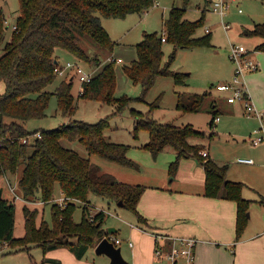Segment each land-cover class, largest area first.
Listing matches in <instances>:
<instances>
[{
    "label": "trees",
    "instance_id": "trees-1",
    "mask_svg": "<svg viewBox=\"0 0 264 264\" xmlns=\"http://www.w3.org/2000/svg\"><path fill=\"white\" fill-rule=\"evenodd\" d=\"M189 1L184 0L182 8L171 9L164 22L163 34H144L137 46V60L124 67L126 76L142 87L143 95L139 98H117L116 62L110 58L116 43L104 28L102 17L124 19L133 13L142 14L154 5V0H19L20 15L0 57V83L4 84V92L0 94V177L19 173L18 190L26 202L50 204L57 188L68 202L63 206L52 204V224L43 219L38 225L39 211L25 206V235L15 238L16 203L4 197L3 189L0 197V251L11 248V253L30 252L32 248H40L48 252L63 248L78 259L84 258L105 236L116 235L102 229L106 216L103 210L91 214L93 205L89 201L90 194L122 202V207L136 215L142 228H150L149 220L138 211L146 188L120 183L90 159L91 156H98L123 167L139 169L128 157L130 146L115 143L104 134L108 126L105 119L95 124L73 120L77 111L72 94L73 79L63 80L53 93L47 88L58 78L59 49L80 63L97 67L102 65V58L109 60L91 81L81 84L79 97L114 105V116L122 115L134 101H144V95L160 76L172 77L177 87L187 86L189 74L170 69L175 50L163 66L162 37L165 35L166 42L172 44L174 49L212 47L211 34L196 37L204 19L192 22L184 18ZM6 30V18L1 11L0 48L5 41ZM244 34L264 39V22L247 28ZM81 43L95 44L99 53L91 54ZM255 51H264V42L257 45ZM53 95L58 100V111L68 117L69 122L56 129L29 131L27 122L46 118ZM206 97L207 93H179L177 108L185 113L198 112ZM157 107L156 102L151 104L147 114L133 109L130 111L135 120V137L141 130L148 132L149 141L142 148L150 151L154 158L167 147L176 151V160L169 169L172 177L177 174L182 159L195 158L203 166L206 175L205 196L227 199L237 204L238 241L247 226L251 204L243 196L244 184L227 179V165H220L209 156H201L200 152L206 150L203 145L190 144L191 138H205V132L192 125L158 122L150 117L152 110ZM216 113H213L210 121L212 129ZM29 137L30 142L23 143L22 140ZM76 141L84 146L89 156L83 157L65 145V142L73 144ZM79 204L82 206V220L76 222L74 214ZM45 263L59 264V261L44 258Z\"/></svg>",
    "mask_w": 264,
    "mask_h": 264
},
{
    "label": "rangeland",
    "instance_id": "rangeland-1",
    "mask_svg": "<svg viewBox=\"0 0 264 264\" xmlns=\"http://www.w3.org/2000/svg\"><path fill=\"white\" fill-rule=\"evenodd\" d=\"M204 4V0H190L186 6L184 18L192 22L204 19V24L198 28L196 37H204L211 34L212 47L199 46L174 49L172 44L163 43V66L168 63L170 54L175 50L176 55L170 63V69L174 72L189 74L187 86L177 87L172 77L160 76L152 89L144 95V101H134L122 112V115L114 116L116 111L114 105L102 104L96 100H87L79 97L82 86L79 79L75 77L73 79L72 94L77 104V111L73 116V120L95 124L105 119L108 122V126L104 130V134L113 142L128 146H130L128 143L132 141L136 143L146 141L148 143L149 134L146 130L139 131L138 137H135V120L131 117L130 111L133 109L147 114L150 111V105L156 102L158 107L152 110L150 117L163 124L192 125L195 129L205 132V138H191L189 142L195 140L193 141L194 144L203 145L204 149L209 150L211 159L220 165H227L229 169L227 179L229 181L242 182L244 184L243 192L245 191L251 195H254L256 191L264 193V143L254 146L248 139L259 126V122L245 113L243 104L240 101L235 104L228 103V98L233 92H227L223 88L224 84L233 82L236 69L238 68V64L231 58L232 47L243 46L251 53L250 56L258 64V69L249 70L243 67V73L239 75V85H244V88L250 91L253 102L258 109L264 108V51H255L256 46L263 43L264 39L247 37L244 34L247 28L250 29L254 24L264 22V0H230L229 8L223 18L219 14L214 13L210 5L208 10L204 9V14L202 12ZM183 6L184 0H154V5L142 14L133 13L124 19L102 17L104 28L116 43L110 58L115 60V62L120 59L123 61L115 63L117 76L115 96L117 98L123 96L139 98L143 95L142 87L134 84L126 76L124 67L129 66L133 60L137 59V46L142 41L144 34L154 32L163 34V18L169 17L173 7L182 8ZM19 8V0H0V12L2 11L5 16L7 25L5 41L0 48V57L3 55L4 48L15 30L16 21L20 15ZM92 44L81 43L82 47L91 54L99 53L96 45ZM59 52L63 55L59 54ZM57 53L60 55L58 60L61 65L69 61L78 62L61 49L57 50ZM102 61V65L99 67L85 62L79 63L88 73L94 76L102 70L103 65L109 60L102 58ZM73 75L75 76V74ZM63 80H67V78L58 76L55 82L47 88V91L55 92ZM3 86V83H0V94L4 92ZM179 93L187 95L191 93H207V97L200 111L185 113L177 108ZM214 112H217L216 115L220 117V121L215 123L212 129L210 121ZM68 122L69 118L58 111V100L53 95L49 102L46 118L29 121L26 123V128L29 131L38 129L51 130ZM65 145L78 151L83 157L89 156L84 146L78 141L73 144L65 142ZM142 146H140V149L146 150ZM131 147L130 149H132ZM171 149L167 148L166 150L171 151ZM167 151L162 158H166ZM174 152L176 151L174 150ZM240 158L253 159L255 166L239 164L238 160ZM90 159L94 164L106 169H109L108 165L116 166L98 156H91ZM185 160L199 164L195 158ZM20 172H22V168ZM19 176V173L15 176L9 173L6 177H0V188L4 189V197L10 200L13 199L17 203L23 200L18 190ZM10 185L15 187V196L9 188ZM60 197H62L61 192L55 190L54 200L50 204L43 205L41 202L30 203L23 201L24 203L26 202L25 204L31 210L37 209L39 211L38 225L43 219L48 224H52L51 206ZM89 199L93 204L94 213L101 210L105 212L106 216L102 229L108 231L109 228H117L118 233L116 234L118 238H125L124 232L130 229V224H134L131 221L135 219L131 210L120 207L119 202L115 200L95 194H90ZM17 205L20 207L22 204ZM21 218L22 220L25 219L24 212L19 210L17 216L19 229ZM74 219L76 222L82 220V206L80 204L74 214ZM119 247H122V251L126 255V245H120ZM11 252V248H3L0 251V264H43V259L47 255V252L40 248H32L30 252ZM104 258L108 260L105 255H97L94 248L90 249L86 255V259L89 260L98 261L104 260Z\"/></svg>",
    "mask_w": 264,
    "mask_h": 264
},
{
    "label": "crops",
    "instance_id": "crops-1",
    "mask_svg": "<svg viewBox=\"0 0 264 264\" xmlns=\"http://www.w3.org/2000/svg\"><path fill=\"white\" fill-rule=\"evenodd\" d=\"M204 1L202 12L205 14L204 9L208 10V6L211 7L214 1ZM166 19L163 18V25ZM59 54L63 55L61 52ZM59 54L57 53L58 57ZM249 117L257 120L254 115ZM193 141L190 143L194 144ZM145 143L146 141L128 143L132 146L128 151V157L138 165L139 169L123 167L116 163H113L116 166L108 165L109 169L100 166L104 172L112 174L120 183L141 185L146 188L138 204V211L149 220L150 228H142L133 213L135 219L131 221L134 224H130V229L124 232L125 238H118L117 234L113 235L122 240L121 245H126V255L123 251L122 254L129 264H167L163 258L155 257L156 237H160L162 243L180 237L198 240L194 264H264V193L256 191L251 195L243 192L244 198L251 204L247 226L237 241V204L231 200L205 196L206 175L203 166L199 162L200 165L182 159L177 174L170 179V165L177 157L174 149L167 151V148H171L167 147L157 158H154L148 150L140 149ZM206 150L210 157L209 150ZM166 151L168 153L166 158H162ZM57 190L60 191L59 188ZM15 203L14 235L23 237L25 219H20L19 229L17 216L19 210L23 212V207L27 205L23 200ZM17 204L22 205L19 207ZM90 212L96 213L93 209H90ZM115 233H118V230ZM130 243L133 245L130 246ZM86 255L78 259L68 249L62 248L48 251L46 259L58 260L59 264H110L109 258L89 260L86 259Z\"/></svg>",
    "mask_w": 264,
    "mask_h": 264
},
{
    "label": "built area",
    "instance_id": "built-area-1",
    "mask_svg": "<svg viewBox=\"0 0 264 264\" xmlns=\"http://www.w3.org/2000/svg\"><path fill=\"white\" fill-rule=\"evenodd\" d=\"M230 0H216L213 2L211 8L214 13L219 14L222 18L226 15V12L229 8ZM162 42H166L165 35L162 37ZM250 52L243 46L232 47L231 58L234 62L238 64V68L235 72V77L233 82L223 85L225 91H232L233 94L229 96L228 103L235 104L237 101H240L243 104L244 110L248 116L254 115L258 122L259 126L253 131V134L248 137L251 143L254 146H258L264 143V108L258 109L253 102L250 91L247 88H244V85H239L240 78L239 75L243 73V67L249 70H257L258 64L254 61L253 57L250 56ZM122 60H118L121 62ZM117 62V61H116ZM58 76L66 77L67 80L74 79L77 77L81 84L91 81L93 75L88 73L79 62L69 61L64 65H60L57 69ZM75 74V76L73 75ZM82 92V88H81ZM80 92V93H81ZM220 118L215 119V123L219 122ZM38 137H41L39 133L36 134ZM31 137L24 138L23 143H29ZM201 156L207 158L209 156L207 150H202L200 152ZM239 164L243 165H255L253 159L240 158L238 160ZM9 188L15 193V187L11 185ZM15 195V194H14ZM58 204L63 206L66 204L68 199L64 196L56 199ZM93 220V219H91ZM109 238L116 246L122 244V240L114 237L113 235L105 236ZM198 240L195 238L189 237H180L170 240V242L162 243L160 237H156V246H155V257L164 259L168 264H194L196 260L195 248L197 246ZM133 244L130 243V246ZM168 246V248H166Z\"/></svg>",
    "mask_w": 264,
    "mask_h": 264
},
{
    "label": "water",
    "instance_id": "water-1",
    "mask_svg": "<svg viewBox=\"0 0 264 264\" xmlns=\"http://www.w3.org/2000/svg\"><path fill=\"white\" fill-rule=\"evenodd\" d=\"M3 195V188H0V197ZM120 206H123L122 202H119ZM117 230L110 228L108 232L110 234L115 233ZM95 253L97 255H105L110 259V264H129L122 254V248L116 246L109 238L104 237L95 247Z\"/></svg>",
    "mask_w": 264,
    "mask_h": 264
}]
</instances>
